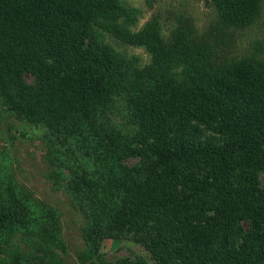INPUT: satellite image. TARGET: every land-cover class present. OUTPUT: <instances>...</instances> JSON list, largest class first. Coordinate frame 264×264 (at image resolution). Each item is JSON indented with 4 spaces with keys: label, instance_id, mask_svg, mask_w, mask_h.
<instances>
[{
    "label": "trees",
    "instance_id": "16d2710c",
    "mask_svg": "<svg viewBox=\"0 0 264 264\" xmlns=\"http://www.w3.org/2000/svg\"><path fill=\"white\" fill-rule=\"evenodd\" d=\"M212 1L235 26L262 2ZM127 14L122 0H0V95L43 135L52 176L72 169L87 254L132 241L145 256L97 264H264V63L217 64L185 28L165 40L148 26L122 36L151 54L138 69L98 29ZM119 96L129 119L113 123ZM39 202L6 189L0 245L59 241L56 209Z\"/></svg>",
    "mask_w": 264,
    "mask_h": 264
},
{
    "label": "rangeland",
    "instance_id": "374dc122",
    "mask_svg": "<svg viewBox=\"0 0 264 264\" xmlns=\"http://www.w3.org/2000/svg\"><path fill=\"white\" fill-rule=\"evenodd\" d=\"M122 4L128 10L126 16L117 20L122 32L110 23L98 29L107 43L134 58L138 69L152 62L151 54L122 36L124 29L134 34L148 26H155L165 40L185 28L190 39L207 50L217 64H231L243 58L264 63V0L258 14L243 26L226 23L212 0H122ZM128 106L127 97H116L109 119L113 123L128 122ZM136 161L129 162L133 165ZM52 169L43 135L11 111L6 98L0 95V199L10 185L18 187L41 204L56 209L60 220L59 241L36 245L37 237L11 234L0 245L1 257L11 259L10 254L18 250L25 256L24 264H97L123 256L146 255L144 247L132 241H124L104 253L87 254L82 235L85 219L75 206L69 187L72 169L64 168V175L57 179L52 176Z\"/></svg>",
    "mask_w": 264,
    "mask_h": 264
}]
</instances>
